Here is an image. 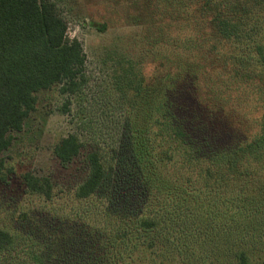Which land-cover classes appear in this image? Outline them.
Masks as SVG:
<instances>
[{
	"label": "rangeland",
	"instance_id": "1",
	"mask_svg": "<svg viewBox=\"0 0 264 264\" xmlns=\"http://www.w3.org/2000/svg\"><path fill=\"white\" fill-rule=\"evenodd\" d=\"M52 2L67 23L68 37L77 38L83 46L84 81L75 91L62 92L61 85H54L37 92L35 108L4 153L0 226L40 240L52 256L72 249L75 256L90 253L93 247L88 242L102 236L107 204L101 194L84 200L76 197L77 186L89 171L86 155L98 151L106 159L115 158L128 100L120 94L121 85L138 81L144 87L156 59L161 67L178 69L184 83L179 86V80L174 81L169 98L184 99L187 120L198 114L192 104L199 93L192 86L199 84L206 117L216 125L209 129L205 116L203 121L198 117L199 126L190 132H199V145L205 136L217 143L239 142L250 174L228 176L220 183L199 171L186 197L192 201L207 191V185L215 187L204 195L200 215L194 216L188 205L178 203L165 219L162 216L154 240L134 242L135 252L130 247L124 251V240L111 244L103 236L106 244L102 246L108 252L103 257L109 256L110 264L138 263L133 257L146 258L147 263L138 264H240L238 255L243 253L247 264H264V63L258 54L264 46V0ZM154 44L157 58L152 55ZM145 98L142 109L151 105L147 102L153 97L147 93ZM258 132L255 144L248 148ZM71 133L79 136L83 147L78 157L63 166L54 146ZM159 151L156 147L154 152ZM170 169L161 167L157 172L172 177ZM29 173L51 184V196L29 190L25 178ZM117 177L122 182L120 193L125 192L123 186L128 187L129 207L136 209V183L127 173ZM137 210L135 216L141 215ZM59 224L72 229L69 242L64 240L57 249L46 243L57 241ZM135 229L132 226V234ZM122 243L124 256L113 258ZM1 259L0 264H7L6 257L0 255Z\"/></svg>",
	"mask_w": 264,
	"mask_h": 264
},
{
	"label": "trees",
	"instance_id": "2",
	"mask_svg": "<svg viewBox=\"0 0 264 264\" xmlns=\"http://www.w3.org/2000/svg\"><path fill=\"white\" fill-rule=\"evenodd\" d=\"M54 5L52 0H0V178L6 164L4 153L11 146L14 133L23 129L26 118L35 108L37 92L54 85H61L62 92L75 91L84 81L86 58L83 46L77 38L68 37L67 23ZM153 47L156 52L152 55L156 57L158 48L156 44ZM258 54L264 63V46L258 48ZM158 63L155 59L154 72L144 87L135 83L138 81L121 85L120 94H126L128 100L124 104L126 112L115 158L106 159L98 151L86 155L89 171L77 186L76 197L84 200L101 194L107 204L102 213L105 219L102 236L88 242L93 247L89 246L90 253L75 256L72 249L63 255L58 256L59 251L52 256L40 246V240L31 235L22 237L20 233L0 226V255L7 258V264H110V257H103L108 253L102 246L106 244L102 241L103 236L107 235L111 244L124 240V251L130 247L135 252L139 241L151 242L156 238L155 228L162 223V216L165 219L169 211L179 206L178 203L188 205L194 216L201 214L204 195L215 187L207 185V191L192 201L186 197L190 184L199 177V171L205 175L203 177L220 183L228 176L244 175L247 171L241 157L244 150L239 142L229 139L217 143L212 137L205 136L204 143L199 145V132H190L191 128L199 126L198 117H203V121L205 116L209 129L216 126L212 118L206 117L208 111L203 108L205 103L199 84L192 86L199 93L192 104L198 114L187 120L182 106L184 99L169 98L174 81L179 80V86L184 83L182 77L177 76L178 69L164 68ZM147 93L152 94V101L147 102L151 105L142 109L140 105L147 101ZM262 127L264 131V119ZM258 135L259 132L248 148L255 144ZM82 147L79 136L71 133L55 144L54 154L66 166L80 155ZM156 147H160L158 153L154 152ZM169 149L173 152L176 149L177 155L168 152ZM161 167H170L172 177L159 174L157 169ZM124 173L136 183L134 196L139 199L136 209L129 207L128 187H122L123 194L119 191L122 182L117 176L122 178ZM25 178L32 193L50 195L51 184L47 180L31 173ZM166 180L170 182L162 185ZM155 186L167 189L166 193L155 191ZM138 207L142 214L135 216ZM135 225L132 234L131 228ZM55 229L60 230L55 238L57 241L48 240L46 244L59 249L64 240L68 241L72 227L59 224ZM135 241L137 244L134 245ZM123 244L115 250L113 258L124 256ZM238 259L240 264H247L243 253H239ZM133 261L147 263L146 258L140 257L139 260L133 257Z\"/></svg>",
	"mask_w": 264,
	"mask_h": 264
}]
</instances>
